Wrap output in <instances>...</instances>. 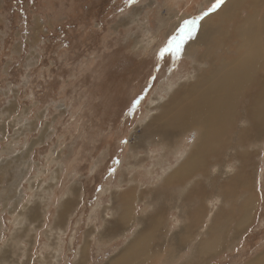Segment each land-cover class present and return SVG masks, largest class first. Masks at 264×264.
Listing matches in <instances>:
<instances>
[{
  "label": "rangeland",
  "instance_id": "obj_1",
  "mask_svg": "<svg viewBox=\"0 0 264 264\" xmlns=\"http://www.w3.org/2000/svg\"><path fill=\"white\" fill-rule=\"evenodd\" d=\"M227 1L212 11L216 0H0V264H76L83 247L81 264H107L133 237L102 241V217L181 161L193 133L171 150L141 133L192 76L175 46L185 22L197 28ZM248 151L251 220L206 264L264 258V140ZM132 207L140 217L145 202Z\"/></svg>",
  "mask_w": 264,
  "mask_h": 264
},
{
  "label": "bare ground",
  "instance_id": "obj_2",
  "mask_svg": "<svg viewBox=\"0 0 264 264\" xmlns=\"http://www.w3.org/2000/svg\"><path fill=\"white\" fill-rule=\"evenodd\" d=\"M182 50L192 56V76L158 106L140 143L157 139L159 149L171 150L189 134L194 138L175 169L163 170L157 187H131L114 197V216L104 213L99 239L134 232L107 264H206L251 220L245 168L248 149L264 140V0H228L187 36ZM139 198L145 208L137 217L132 205ZM211 200L219 202L212 215L206 207ZM69 207L61 206L55 225Z\"/></svg>",
  "mask_w": 264,
  "mask_h": 264
},
{
  "label": "snow or ice",
  "instance_id": "obj_3",
  "mask_svg": "<svg viewBox=\"0 0 264 264\" xmlns=\"http://www.w3.org/2000/svg\"><path fill=\"white\" fill-rule=\"evenodd\" d=\"M224 0H216V2L211 6L212 11H214L216 8H218L221 4H223ZM205 15H207V13H205ZM196 21H186L185 22V28L181 29V33L182 34H186L188 37H191L192 33L195 31L196 28ZM172 43H175V40H173V42L170 43L169 47L172 46ZM184 43V39L183 36L181 37L179 43H176V50L179 51L180 50V45Z\"/></svg>",
  "mask_w": 264,
  "mask_h": 264
}]
</instances>
